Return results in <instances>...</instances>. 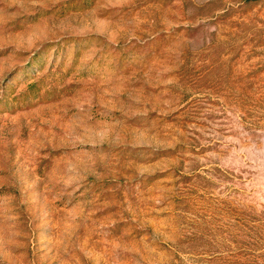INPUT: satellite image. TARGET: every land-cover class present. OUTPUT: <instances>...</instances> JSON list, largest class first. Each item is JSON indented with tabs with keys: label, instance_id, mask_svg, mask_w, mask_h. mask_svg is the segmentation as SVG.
Wrapping results in <instances>:
<instances>
[{
	"label": "rangeland",
	"instance_id": "rangeland-1",
	"mask_svg": "<svg viewBox=\"0 0 264 264\" xmlns=\"http://www.w3.org/2000/svg\"><path fill=\"white\" fill-rule=\"evenodd\" d=\"M0 264H264V0H0Z\"/></svg>",
	"mask_w": 264,
	"mask_h": 264
}]
</instances>
